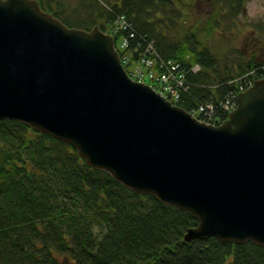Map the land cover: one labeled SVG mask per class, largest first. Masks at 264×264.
Listing matches in <instances>:
<instances>
[{"label": "water", "instance_id": "1", "mask_svg": "<svg viewBox=\"0 0 264 264\" xmlns=\"http://www.w3.org/2000/svg\"><path fill=\"white\" fill-rule=\"evenodd\" d=\"M218 126L127 74L99 26L69 27L39 0H0V120L73 146L139 195L195 216L186 242L264 248V79Z\"/></svg>", "mask_w": 264, "mask_h": 264}, {"label": "trees", "instance_id": "2", "mask_svg": "<svg viewBox=\"0 0 264 264\" xmlns=\"http://www.w3.org/2000/svg\"><path fill=\"white\" fill-rule=\"evenodd\" d=\"M39 1L69 27L86 30L97 25L110 32L125 15L132 47L154 42L161 57L186 70L199 64V73L188 72L177 103L188 112L213 103L214 118L225 120L219 103L238 89L233 82L264 66L260 53L244 58L212 49L204 38L214 29L212 19L210 28L178 27L183 15L174 0H93L84 2L78 20L63 18L61 4ZM259 77L262 71L253 74ZM197 225L192 214L138 195L90 167L71 146L24 123L0 120V264H264V248L252 243L186 242L185 233Z\"/></svg>", "mask_w": 264, "mask_h": 264}, {"label": "rangeland", "instance_id": "3", "mask_svg": "<svg viewBox=\"0 0 264 264\" xmlns=\"http://www.w3.org/2000/svg\"><path fill=\"white\" fill-rule=\"evenodd\" d=\"M49 1L63 5L66 13L62 17H68L69 20L83 17L84 2H93V0ZM174 4L183 15V21H179L178 27L181 24L185 31L194 30L197 24L210 28L212 19L214 29L204 38L218 54H225L231 50L244 58L255 56L257 53L264 56V0H242L240 8L234 9H230L229 4H221L218 0H174Z\"/></svg>", "mask_w": 264, "mask_h": 264}, {"label": "built area", "instance_id": "4", "mask_svg": "<svg viewBox=\"0 0 264 264\" xmlns=\"http://www.w3.org/2000/svg\"><path fill=\"white\" fill-rule=\"evenodd\" d=\"M120 24L122 25V28L127 30L129 37H127L126 42L123 44V47L125 48L133 37V33H129V30H131V24L128 23L124 18L120 19ZM147 52L155 55L156 58H147L144 57L142 60L141 66H146L147 70L144 72L142 70V67L134 70V76L138 78L139 80L143 79H151L156 80V82L161 86L162 90L169 95L171 98L179 100L182 90L186 89V85L184 81L182 80V77L185 75L180 70V65L176 64L174 62H166L162 61V58L154 51L152 45L149 46L147 49ZM158 60L160 61V68L161 72L159 73L158 77L155 75V73L152 72L151 67H154ZM235 98L234 93H231L226 98V101L223 103L222 107L224 110L229 111L233 108L234 103L233 100ZM215 107L211 105L210 103L202 104L200 107V111L203 112L207 117L212 118L215 115Z\"/></svg>", "mask_w": 264, "mask_h": 264}, {"label": "bare ground", "instance_id": "5", "mask_svg": "<svg viewBox=\"0 0 264 264\" xmlns=\"http://www.w3.org/2000/svg\"><path fill=\"white\" fill-rule=\"evenodd\" d=\"M229 8L230 9H232V7L229 5ZM149 46H151V44L149 43L146 47H144V49H147ZM160 61L161 60H158L157 61V63L155 64V66L153 67L155 70H159V69H161L160 68ZM162 61H166V62H176L175 60H169V59H164L163 57H162ZM142 61H141V58L139 57V56H137V57H134V58H127L126 60H125V63L127 64V65H129L130 67H132L134 70H136V69H138V68H140L141 67V63ZM182 80L184 81V83H185V85L187 86V82H188V77H187V75L185 74L183 77H182ZM251 81H249V82H246L244 85H243V87L241 88V90L242 89H245V88H247V87H249L250 85H251ZM151 87V86H150ZM188 87V86H187ZM153 88V87H152ZM154 89V88H153ZM39 132V131H38ZM39 133H41V132H39ZM42 134H45V133H42ZM47 135H49V134H47ZM51 136V135H50ZM53 137V136H52ZM57 140V139H56ZM59 142H62V141H59ZM62 143H64V144H67V145H69V146H71L70 144H68V143H65V142H62ZM74 150H76L73 146H71ZM76 152L78 153V151L76 150ZM78 155H79V153H78ZM82 158V157H81ZM83 159V158H82ZM83 160H85V159H83ZM86 161V160H85ZM87 163V162H86ZM90 166V165H89ZM91 167V166H90ZM93 168V167H92ZM95 169V168H94ZM113 178V177H112ZM114 179V178H113ZM119 183V182H118ZM121 184V183H120ZM124 186V185H123ZM125 187V186H124ZM130 190V189H129ZM155 197V196H154ZM156 198V197H155ZM157 200H159L158 198H156ZM160 201V200H159ZM160 202H162V201H160ZM163 203V202H162ZM165 205H167V206H170V207H174V208H176V209H178L177 207H175V206H173V205H169V204H167V203H164ZM180 210V209H179ZM184 212V211H183ZM188 213V212H187ZM250 243H252V244H254L253 242H248V243H246V244H244V246L245 245H247V244H250ZM256 245V244H255ZM258 246V245H257Z\"/></svg>", "mask_w": 264, "mask_h": 264}]
</instances>
